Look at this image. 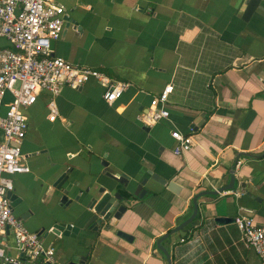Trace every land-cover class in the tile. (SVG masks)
Wrapping results in <instances>:
<instances>
[{"label":"crops","instance_id":"obj_1","mask_svg":"<svg viewBox=\"0 0 264 264\" xmlns=\"http://www.w3.org/2000/svg\"><path fill=\"white\" fill-rule=\"evenodd\" d=\"M54 1L64 7V29L51 41L52 55L132 86L111 105L95 81L63 87L55 119L48 118L47 92L24 110L21 152L30 171L13 177V213L54 249V264H168L157 240L191 216L193 197L233 178L232 189L199 196L194 220L161 245L171 264H260L232 219L245 208L264 224V1L247 19L249 0ZM168 84L169 117L143 123L151 98ZM175 130L193 140L180 155ZM107 171L129 176L131 190L148 177L144 196L129 194L117 225L131 242L115 229H82L86 216L74 199L116 184ZM64 221L79 233H52ZM0 244L20 256L10 230L0 233Z\"/></svg>","mask_w":264,"mask_h":264},{"label":"built area","instance_id":"obj_2","mask_svg":"<svg viewBox=\"0 0 264 264\" xmlns=\"http://www.w3.org/2000/svg\"><path fill=\"white\" fill-rule=\"evenodd\" d=\"M64 7L54 0H0V38L7 46H0V233L10 230L15 249L26 263L42 260L54 264V249L46 246L41 237L30 231L12 210L8 193L13 191V177L28 173L21 146L28 123L24 110L32 106L41 92H47L48 118L55 119L58 110L55 97L63 87L77 89L92 80L104 88L103 98L113 104L132 84L112 79L102 71L88 66L74 65L52 55L51 41L60 38L64 29ZM172 85H166L150 100V110L142 117L151 125L169 117L166 109ZM10 100L6 101V95ZM4 109V110H2ZM171 136L178 155L188 150L192 137L179 131ZM242 241L258 255L264 264V224L255 222L250 210L240 208L233 217ZM21 259L6 254L0 244V264Z\"/></svg>","mask_w":264,"mask_h":264},{"label":"water","instance_id":"obj_3","mask_svg":"<svg viewBox=\"0 0 264 264\" xmlns=\"http://www.w3.org/2000/svg\"><path fill=\"white\" fill-rule=\"evenodd\" d=\"M260 1H264V0L248 1L247 7L243 15L244 19L249 18L257 7L261 8V6H259ZM148 174L150 179L162 185H167V188L173 191L174 193L178 192L180 187L177 186L176 183H174L173 181L167 182L164 178H161L158 174L150 171L148 172ZM106 176L112 179L116 184L114 185L111 184L109 186L99 185L97 188L84 190V195L81 198L79 196L74 199L75 202L81 201L83 208L82 214L86 216V222L84 223L82 229L91 230L98 234L103 230L110 231L111 229H115L116 236L128 242H131L133 237L118 229L117 225L119 224V221L121 220L123 214L125 213V211L129 206L128 203V201L130 200L129 194L138 198H142L144 196L146 192L144 186L148 182V177L145 176L140 181L136 180V185L134 189L131 190L129 189V186H132L131 185L132 179L129 176L123 173H113L111 171H107ZM119 185L122 186V191L119 190ZM233 187H234V179L231 178L230 183L225 187H223L222 189H219V191H207L193 197V212L191 216L188 219H186L183 223H181V225L171 229L169 232H167L157 240L156 243L157 248L162 251V253L164 254V256L168 261V264H171L170 256L167 250L161 245V242L167 237H169L172 233L181 229L182 227L186 226L187 224H189L194 220L198 211L197 198L202 195H215L218 192H223L232 189ZM66 193L67 190H64V194ZM8 196L11 201V207H14L15 204L13 203V199H14L13 191L9 192ZM63 200H65V202H69V199H67L66 196L63 197ZM70 202L68 204H70ZM227 220H231V219H227V218L216 219V221L219 223L227 222ZM79 231H80V227L71 225V223H68L66 221L59 222L52 227V233L62 236L74 237L79 233ZM20 259H21L20 264H52L49 262H44L42 260H35L32 263H26L22 254L20 255ZM6 264H13V263L11 261H8ZM67 264H84V260L82 259L80 261L75 258L74 260H72Z\"/></svg>","mask_w":264,"mask_h":264}]
</instances>
